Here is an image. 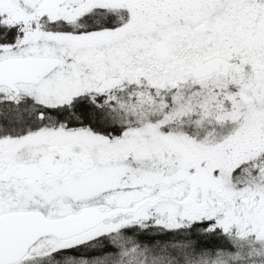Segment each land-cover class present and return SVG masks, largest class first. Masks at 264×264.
<instances>
[{"label":"snow or ice","instance_id":"1","mask_svg":"<svg viewBox=\"0 0 264 264\" xmlns=\"http://www.w3.org/2000/svg\"><path fill=\"white\" fill-rule=\"evenodd\" d=\"M0 264H264V0H0Z\"/></svg>","mask_w":264,"mask_h":264}]
</instances>
